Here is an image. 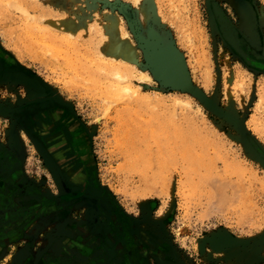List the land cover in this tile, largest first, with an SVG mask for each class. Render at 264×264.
<instances>
[{"label": "rangeland", "instance_id": "obj_1", "mask_svg": "<svg viewBox=\"0 0 264 264\" xmlns=\"http://www.w3.org/2000/svg\"><path fill=\"white\" fill-rule=\"evenodd\" d=\"M212 2L259 44L264 0H0V264L63 238L118 264H264V162L245 134L264 149V73L216 32ZM108 13L136 64L103 59ZM171 50L203 97L166 82ZM51 104L86 130L104 198L72 200L26 125Z\"/></svg>", "mask_w": 264, "mask_h": 264}, {"label": "bare ground", "instance_id": "obj_2", "mask_svg": "<svg viewBox=\"0 0 264 264\" xmlns=\"http://www.w3.org/2000/svg\"><path fill=\"white\" fill-rule=\"evenodd\" d=\"M138 14L139 18L143 20H147L151 15L148 7L140 9ZM213 19L215 20V18ZM120 21L121 18L117 15L108 13L105 16V23L103 27L106 32L105 35L108 37L106 36L107 45L102 44L101 46L102 49L106 46L104 54L107 57H103V59L112 63L119 62L125 66L128 64H136L138 62L137 51L134 49L130 38L122 32ZM58 24L56 25L59 26ZM215 24L216 32H218V34L222 37L217 23ZM245 27V21L241 16L238 31L240 33L242 46L249 55L258 56L257 50L254 49L251 43L241 34L240 29L244 30ZM39 115L40 116H38L36 123L42 129L43 138H45L47 145L52 150L55 157H57L59 162L63 164L69 179L75 180L74 182H79L81 184L85 183L92 188H96L97 182L95 179V166L93 164L91 152L88 149L89 140L87 136L82 134L77 122L74 121L70 114H66L58 107H53L50 111Z\"/></svg>", "mask_w": 264, "mask_h": 264}, {"label": "water", "instance_id": "obj_3", "mask_svg": "<svg viewBox=\"0 0 264 264\" xmlns=\"http://www.w3.org/2000/svg\"><path fill=\"white\" fill-rule=\"evenodd\" d=\"M211 9H212V13L215 18V21L217 23V26L219 28V31L223 39L226 41V43L236 52L238 56H240L243 59V61L248 66L259 69L264 72V59L256 55L251 56L247 53V51L242 46L239 31L230 22V20L227 18V16L223 12V10L220 8V6L217 3L212 2ZM165 59H166V65L164 66V70H165V75H166V82L169 83L170 85L176 86L183 90L191 91L193 92V94H196V96L203 97L202 93L199 90L192 87L190 83L189 73H188L187 67L185 65V62L182 56L176 50H171L170 52H167ZM60 108L66 110V112L73 117L74 121L77 122L82 134L88 137V140H89L88 149L91 152L90 138L86 130L82 127L80 122H78L75 119V117L72 115V113L69 112L68 109H66L63 106H60ZM18 114L19 113L15 112V115H18ZM34 114H31L29 116V119H27L26 125L28 126L29 129L33 131L34 135L38 138L37 140L45 148V150L49 153L51 158H53L57 166L60 168L64 179L69 184L78 186L85 196L104 197L105 192L99 186L98 181H97V170H96L94 158H93V164L95 166V173H96V177H95L96 182H97L96 188H92L85 183L81 184L79 182H74L75 180L69 179V176L66 170L64 169L63 164L59 162L57 157H55L54 153L47 145L45 138H43L42 129L37 125L36 119H35L37 117H35ZM245 134H246L247 143L249 144V146L257 154V156L264 162V149L259 145V143L249 133L245 132ZM91 155L93 157L92 152H91Z\"/></svg>", "mask_w": 264, "mask_h": 264}, {"label": "crops", "instance_id": "obj_4", "mask_svg": "<svg viewBox=\"0 0 264 264\" xmlns=\"http://www.w3.org/2000/svg\"><path fill=\"white\" fill-rule=\"evenodd\" d=\"M242 32L244 31L242 30ZM248 38L249 37L246 36V39L249 41ZM251 45L253 46L254 49L257 50L258 56L264 59V35L260 39L258 45H253L252 43ZM1 208L2 207L0 206V209ZM7 219L11 223L12 220L9 219L8 217ZM58 242L59 239L56 240L55 245L53 244V246L47 248V253L44 256L40 257V259L37 260L36 264H118L116 256L111 254L110 255L102 254V251L100 249L95 250V252L94 251L89 252L80 248L79 244H76L75 240L69 241L66 238H63L60 243ZM67 245L72 250L69 253H67L68 250L65 249L68 248ZM31 255L32 258L29 264H33V257L35 255V251H33Z\"/></svg>", "mask_w": 264, "mask_h": 264}, {"label": "flooded vegetation", "instance_id": "obj_5", "mask_svg": "<svg viewBox=\"0 0 264 264\" xmlns=\"http://www.w3.org/2000/svg\"><path fill=\"white\" fill-rule=\"evenodd\" d=\"M224 12V11H223ZM226 15V14H225ZM228 18V17H227ZM240 35V34H239ZM234 51V50H233ZM251 55V54H250ZM251 56H253V55H251ZM243 60V59H242ZM254 69H256V68H254ZM258 70V69H257ZM258 71H260V72H262L261 70H258ZM53 107H58V108H60V106L59 105H54V104H51V105H47L46 107H43V108H39L38 110H36L34 113V116L35 117H37V118H35L36 120H38V116H40L39 114H42V113H45V112H48V111H50V109H52ZM46 108H47V110H46ZM60 109H62V108H60ZM62 111L63 112H65L66 114H67V112H66V110H64V109H62ZM75 119L77 120V118L75 117ZM78 121V120H77ZM79 122V121H78ZM37 138V137H36ZM38 139V138H37ZM52 160H53V158H51ZM54 161V160H53ZM55 162V161H54ZM59 170H60V168H59ZM61 171V170H60ZM98 181V180H97ZM65 182L67 183V184H69L66 180H65ZM71 187H73L74 189H76V190H78V191H80L79 192V196H75L72 200H75V199H80L81 197H86V198H88V197H90V198H97V197H92V196H85L84 194H83V192L80 190V188L78 187V186H76V185H71V184H69ZM105 197V196H104ZM103 197V198H104ZM97 228L98 229H100V228H103V226L101 225V226H99V225H97ZM104 236H106L105 234H103ZM112 235V234H111ZM111 235H108V236H111ZM124 264H129V263H127V262H124ZM131 264V263H130Z\"/></svg>", "mask_w": 264, "mask_h": 264}]
</instances>
